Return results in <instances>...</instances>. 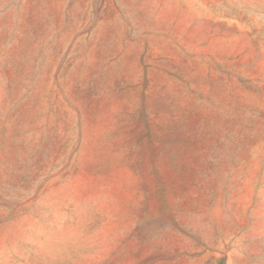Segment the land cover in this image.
<instances>
[{
  "label": "rangeland",
  "instance_id": "1",
  "mask_svg": "<svg viewBox=\"0 0 264 264\" xmlns=\"http://www.w3.org/2000/svg\"><path fill=\"white\" fill-rule=\"evenodd\" d=\"M0 264H264V0H0Z\"/></svg>",
  "mask_w": 264,
  "mask_h": 264
}]
</instances>
